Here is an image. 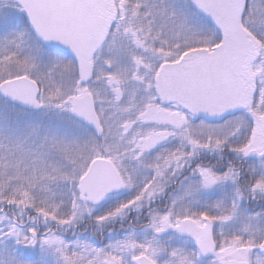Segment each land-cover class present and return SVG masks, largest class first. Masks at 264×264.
Returning a JSON list of instances; mask_svg holds the SVG:
<instances>
[{
  "label": "snow or ice",
  "instance_id": "6c2138e0",
  "mask_svg": "<svg viewBox=\"0 0 264 264\" xmlns=\"http://www.w3.org/2000/svg\"><path fill=\"white\" fill-rule=\"evenodd\" d=\"M0 264H264V0H0Z\"/></svg>",
  "mask_w": 264,
  "mask_h": 264
}]
</instances>
